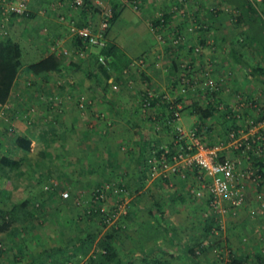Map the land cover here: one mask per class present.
I'll return each instance as SVG.
<instances>
[{"label":"crops","instance_id":"1","mask_svg":"<svg viewBox=\"0 0 264 264\" xmlns=\"http://www.w3.org/2000/svg\"><path fill=\"white\" fill-rule=\"evenodd\" d=\"M58 1L62 4L53 10L45 11L42 8L44 5L39 7L40 9L37 8V20L28 18L24 22L29 30L33 32L34 29L37 33V36L31 39L33 41L29 39L30 31L18 37L32 42V51L36 52L37 57L42 53L54 51L62 56L63 65L59 74H33L23 68L31 80L41 79V82L36 83L29 78H20L21 72L17 73L6 103L0 105V114L4 111L5 116L0 119V150L11 156H22V153L17 152L15 143L4 142L1 131L3 126H11L14 135H27L33 139L39 134L33 135L30 127L26 128V121H22L20 117L24 118L29 115L30 108L39 109L41 105L45 109L58 107L59 104L66 103L65 98L82 92L81 95H75L76 99L82 97L86 102H93V153L96 154L95 159L93 155V164L98 161L94 170H104L102 161L115 159L111 169L114 173L119 170L121 172L116 173L112 179L120 181L127 190L124 200H121L126 211L124 221H121L124 229L114 241L121 258L127 264H193L196 260L188 254L187 248L192 246L196 254V251L202 250L205 245L206 253L202 251V256L197 254L198 264H214L215 260L209 252L213 249L212 246L208 247V233L205 229L206 219L209 217L207 202L190 192V171L187 170L183 176L175 174L168 178L150 177L144 173L143 163L151 148L170 142L171 135L167 126L163 125L164 107L160 102L152 105V111H147L141 109V100L147 91L156 96L174 94V69L180 70L182 61H185L195 80L201 78L203 70L206 69L211 85H205L203 96L196 97L191 88L187 93L188 100L182 98L180 102L187 105L190 98L196 99L203 107L213 105L212 113L205 118H199L189 107L182 112L192 121L187 129L197 126L199 121L202 122L201 129L198 126L197 128L198 132L202 131L206 143L219 139L235 122L229 109L238 103L239 98L241 101L254 99L256 102L264 99V29L261 21H238L236 17L239 9L236 6L233 8L228 1L183 0L185 4L182 9L185 8L199 16L214 35L211 36L210 42L208 36L197 38L198 34L195 33L190 38L186 37L188 40H185L184 46H172L169 50L158 40V32L168 31L170 35L173 29H183L186 17L176 11L170 17V25L160 30H153L150 18L157 10L167 7L172 0H143L137 8L123 4L121 0H87L90 5L95 3L98 7L115 5L117 12L105 32V38L117 43L130 58L126 69L111 81L106 94L102 98H94L72 79L69 78L70 83H64L59 78L63 74L68 77V62L79 56L74 51L68 24L70 21L77 24L80 12L70 5V0ZM211 4L216 8L214 12L209 9ZM85 15L86 18L92 19L91 28H96V17L86 13ZM197 44H200V50L197 52L193 51V47L191 50L188 48ZM63 50L67 52L63 53ZM172 59L178 63L179 69L172 64ZM45 109L42 108V112H45ZM152 112L159 115H152ZM69 117L74 116L69 114ZM91 118L92 115H88V119ZM70 120L74 123V120ZM47 135L51 138L54 136H51V133ZM75 137L86 136L77 133ZM122 144L126 145L125 152L117 149L118 145L123 147ZM12 148L17 153L14 154ZM255 190L254 186L247 185L248 206L255 204L252 198ZM242 211L243 208L238 215ZM160 223H163L165 228L161 227ZM244 223L242 219L228 226L229 237L226 238H230L229 242L225 238L219 240L221 246L230 243L226 245H230L233 259L239 264L253 261L255 254L251 253L250 246L258 242L255 238L257 233L252 228H247L244 232L251 235V241L254 242L246 241L245 245L244 239L237 236L241 231L237 228L238 224ZM245 225L249 223L246 222ZM200 243L203 245L200 246Z\"/></svg>","mask_w":264,"mask_h":264},{"label":"trees","instance_id":"2","mask_svg":"<svg viewBox=\"0 0 264 264\" xmlns=\"http://www.w3.org/2000/svg\"><path fill=\"white\" fill-rule=\"evenodd\" d=\"M50 0H26V7L24 10L20 12L12 11L10 13H1L0 7V105L6 103L11 86L13 81L18 73V71L22 68L28 70L33 74H51L56 73L59 74L62 63V56L58 55L54 51H49L42 53L39 55L35 60H30L24 62L21 61V47L19 44V26L25 25V21L28 18H37V8L45 9V11H50L48 9V3ZM173 1V2H172ZM171 3L167 5V7H163L162 10H157L152 18L151 27L154 29L160 30L166 25H170V17L172 14L178 11V14L181 12L182 16L186 17L184 19L185 23L183 25V29L176 28L173 29V32L169 35L167 32L158 34L159 39L166 38V45H170V47H182L185 45V39L181 41L177 46L171 43V39L177 35L186 36L187 33H191L188 31L187 22L191 19L203 24L204 26L201 27L203 29L207 28L205 22L201 20V18L193 14L192 12L187 11L185 8L182 9L184 6L183 0H172ZM228 1L233 5V8L236 6L238 8L239 13L237 14V20L240 19L251 21L255 19H259L261 24L263 25L264 29V21L260 18L259 14L257 13L255 7L251 3L250 0H220ZM85 6L81 9H78L80 12V19L76 21L77 26H81L85 23L86 14H91L98 19V5L93 3L90 5L87 0H84ZM143 0H139L136 2V5L132 8H137ZM126 4V3H123ZM109 5V4H107ZM111 7V16L108 19L107 26L101 31V38L102 42L100 44H92L91 46L84 48V53L78 56L75 59H72L68 62L69 70H68V78L72 79L73 82L79 84L85 91H87L92 97L94 98H102L111 83L114 79H116L123 71L126 69L128 64L130 63V58L127 53L113 40L105 38V32L109 27V24L113 20L116 15L115 5H109ZM216 8L212 6L210 8L211 12H214ZM197 11V10H196ZM195 12V11H194ZM97 22V21H96ZM82 23V24H81ZM22 27V26H21ZM97 28V27H96ZM93 26V31L96 29ZM175 28V27H174ZM39 30V29H38ZM29 32V31H28ZM27 32V33H28ZM32 31H30L31 33ZM34 32V29H33ZM28 33L29 39L31 40L37 33ZM195 33V32H194ZM264 34V33H263ZM205 36V35H204ZM72 44H74V48L79 47L81 45V38L73 35ZM184 38V37H183ZM158 39V40H159ZM33 41V40H31ZM165 44V42H163ZM263 51H264V41L262 44ZM73 48V49H74ZM190 50L192 47H188ZM189 50V51H190ZM188 51V52H189ZM172 64L179 69L178 63L175 59H172ZM184 67L187 65L184 63ZM178 71L177 69H174ZM174 74V71H172ZM191 75V72L189 71ZM176 81L172 82V85L175 84L176 91L174 94H166L167 97L172 98L175 101H182V98L187 99V93L190 89H193V85L199 83L203 80L204 75L201 78L196 80L187 81L184 85V91L179 90V85L181 84L179 80L178 74L175 73ZM204 86V85H203ZM167 99V98H166ZM59 101V100H58ZM86 104V100L84 98H77L74 105L76 106L78 102ZM88 102V101H87ZM161 104L164 107L163 99L158 96H152L149 100V106L145 110L153 109V104ZM78 106V105H77ZM191 112L196 113L199 118H205L213 111V105L210 106H202L196 99L192 100L189 98V102L187 105H183L180 107L179 111L182 112L183 109L188 108ZM5 109V108H4ZM163 109V108H162ZM245 111V110H244ZM1 112V111H0ZM165 112V111H164ZM163 112V113H164ZM162 113V112H160ZM4 114V112H3ZM149 115V114H148ZM152 115H159L155 112H152ZM198 128L201 129L202 122L199 121L196 123ZM10 128V129H9ZM169 129V128H168ZM170 130V129H169ZM7 131L8 133H13V129L11 126L4 127L2 133ZM53 135L55 131L53 129L50 131ZM39 139L42 141V144H45L46 138L48 137V133L46 129H42L41 132L38 133ZM171 135V131H170ZM12 142L15 143L21 151H28L33 149V139L27 135H19L16 134L12 137ZM201 139L204 138L201 135ZM206 142V141H205ZM208 142V141H207ZM169 143V142H168ZM46 146V145H44ZM42 149L39 150L38 159L42 158ZM14 157V158H13ZM20 157L11 156L5 152L0 153V234H6L13 232L16 229V225H20V230L23 232H32L36 222L33 217H31L33 210L37 209L40 204L36 202H32L30 205H27L29 202L28 200L22 199L18 202H11L8 201L9 199V192L6 189L10 182L8 181L11 178V174L14 173L17 164L20 161ZM115 159L102 161V165L104 170L96 171L93 168V187L88 191L87 197V205L82 207V213L88 219L93 218L94 227L92 231H87L81 236L74 235L73 237L67 238V246L66 245H55L50 244L44 248H41L40 252L36 251L37 254H33V248L31 246L26 245H17L14 244L15 242H11V246L14 245V249H16V253L13 252V257L8 261L0 259V264H12L15 260H17L18 255L25 254L27 259L29 260L26 264H70L72 261H76L78 259L76 257L77 254L86 255L88 249L90 248L91 244L93 243V254L87 255L86 264H127V262L121 258L117 247L115 245L116 237L121 233L122 226L121 222L118 220H113V222L107 224L105 220V215L107 209L116 208L117 203L120 201L117 197L120 195L122 191L119 189H123V184L120 181L113 180L112 177L114 175L119 174L121 171L114 173L111 167L115 164ZM139 163V162H138ZM146 160L143 163L144 173L147 175L146 169ZM49 169V168H48ZM142 171V170H141ZM47 172H49L47 170ZM97 173V174H96ZM168 178V177H162ZM6 186V187H5ZM52 188V187H51ZM54 193V189L52 188L51 191ZM113 194L115 198L113 199L114 204L113 206H105V199L108 193ZM7 195V196H5ZM7 197V198H6ZM63 198H58L57 204L53 205L54 209H59L62 207H66V205L62 204ZM50 201V199H49ZM62 204V205H61ZM102 208V209H101ZM104 208V209H103ZM100 223L97 226L95 223L96 221ZM28 223V224H25ZM207 225L205 226L206 233L209 231L210 227L214 225V220L212 217H207L206 219ZM25 225V226H24ZM28 225V227L26 226ZM108 225V226H105ZM161 227H164L163 223H160ZM100 226H103L102 229ZM165 228V227H164ZM22 236V234H20ZM12 240V239H11ZM3 245H8L7 241L0 242V252ZM190 246V245H189ZM74 249V250H72ZM188 254H190L194 260L193 264H198L199 256L195 254V249L190 246L187 248ZM256 259H263L264 258V250L259 253H255L254 256ZM145 260V259H144ZM146 262V261H144ZM247 262V261H246ZM15 263V262H14ZM250 264V262H248ZM23 264V263H22Z\"/></svg>","mask_w":264,"mask_h":264},{"label":"rangeland","instance_id":"3","mask_svg":"<svg viewBox=\"0 0 264 264\" xmlns=\"http://www.w3.org/2000/svg\"><path fill=\"white\" fill-rule=\"evenodd\" d=\"M212 6H214V4L209 5L210 8ZM21 26H19V36H24L27 34L26 31H31L29 30V28H27L26 24ZM188 34L189 33H187L186 36H183L185 40H188L187 38L195 35L194 32H191L190 35ZM202 35L208 36L207 38L211 39L210 42H212L211 36H213L214 34H212L209 26H207L206 29H202L198 33L197 38L198 36L201 37ZM166 38L162 40L163 42H165V46H167V49L170 50V45H166ZM163 42H161L162 45H164ZM19 44L21 47V61L23 64L26 61L35 60L37 58L36 52L32 51L31 41L26 38L20 39ZM194 46L191 45V47ZM198 46L200 47V44ZM182 62L184 63L185 61ZM179 71L180 70H178L177 72L175 71V73L178 74ZM18 72H21V74H19L20 78L24 77V79L28 80L29 78V80H31L30 77L26 76L27 74H25V70H23V68ZM59 78L60 80H62L61 82L70 83L68 81L69 78L64 74ZM32 80H34L35 83L41 82V79L39 78ZM19 82L21 81L19 80ZM204 87L205 86H203L200 81L199 83H196L194 85V93L193 91L191 92L196 97H202V91ZM81 93L82 92H77L73 96L70 95V98H65V104L61 103L58 105V107L54 106V108L52 109H45L42 105L39 106V109L30 108L31 110L28 109L29 115L25 116L24 118L20 117L22 118V121H26V128L30 127V132H32L33 135L38 134L42 129H46V132L48 134L51 133L50 131L52 129L55 132L52 138H46L45 144L41 143L42 141L39 139V137L33 138V149L31 150L21 151V149L17 146V152H19L20 154L22 153V156L19 155L21 160L17 164L18 166H16L14 173L11 174L12 176L8 181V183L10 182L9 186L6 188L9 192L8 201L18 202L26 198L29 202L27 205H30L32 202H38L37 204L40 205L37 207V209L33 210L31 215V217H33L34 220L37 221L32 232H23L20 230V225H16V229H14L13 232L0 234V242H2L3 240H8V245L2 244L3 247L0 252V259H6V261H9L13 257V252L16 253L14 245L11 246L13 243L11 244L10 241H14V244L17 245H26L27 247L31 246L33 248V254L36 255V251L40 252L41 248H44L50 244L67 246V238L73 237L74 235L81 236L85 232L93 230V218H86L81 209L82 207L87 205L86 199L88 197V191L93 187V168L96 167V162H98L94 161L95 164H93V155L94 159L96 158L95 152L93 153V102L88 101L85 105L81 103L82 106H80L79 101L77 104L78 106H75V95H81ZM65 105L67 106L65 107ZM181 106H183L182 103ZM42 108L45 109V112H42ZM42 113L44 115H42ZM69 114H73L74 117H69ZM90 114L92 115V118L88 119V115L91 116ZM0 115H2L0 116V119L5 118L3 114ZM70 119L74 120V123ZM19 121H21V119ZM176 124L183 126V129L186 130L187 127L192 124V121L186 113L181 112L180 118L176 121ZM163 125L166 127L165 124ZM3 129L4 126L2 130ZM77 133L85 134L86 137L76 138L75 136L77 135ZM198 134L201 136L202 131L200 132L199 130ZM2 136L4 137V142H12L10 138L13 137V133H8L7 131H5L2 133ZM122 146L123 147L118 145L117 149L125 152L126 145L122 144ZM41 149L42 151L44 150V155L41 159H38L39 150ZM3 151L4 150H0V153ZM12 151L14 154L17 153L13 150V148ZM28 160L31 161L29 162ZM47 170L49 172H47ZM51 187L54 189V193L50 192L52 189ZM119 190L122 192L117 197L118 199H120L117 205L119 210L121 209V211L116 220L121 222L124 218V213L126 212L121 204V200H124V196L127 194V190H125V188H120ZM64 191H66V195H62V192ZM58 198H63V200L60 201H62L63 206L65 204L66 207L59 208L58 210L54 209L53 205L57 204ZM117 198H115V196H113L111 192L108 193L104 201L105 206L112 207L115 201L113 199ZM253 205L254 204H252L251 206ZM242 219L245 223L243 225L238 224L237 228H239V230L241 231L237 233V236L239 235L240 239H244L245 245H247L246 241L247 243L254 242L251 241L253 237L244 232L247 230V228H252L253 231L257 233L255 238H257L258 242L256 245L254 244L250 246L251 253H262V249L264 248V214L262 216L258 214L251 215L247 212L246 207L245 209L243 208V211L240 215L226 218L224 221V229L220 233H217L214 236H210L207 232V241L209 244L208 247L212 246L211 248H214L209 252L214 258L215 262H217V264H239L235 262V259H233L234 254L231 253L232 249L230 248V245H226L230 243H224V245L221 246L219 240L222 241V239L225 238L228 241L230 239L226 238L228 236V226L232 225L233 222L235 223L236 221H241ZM246 222H248L249 225H245ZM25 224L28 223L25 222ZM95 224L97 226L100 225L98 221H96ZM26 226L28 227V225ZM100 227L104 229L103 226ZM20 234H22V236ZM199 245L197 248H199ZM202 245L203 244H201L200 246ZM204 249H206L205 245L203 246V249L199 250V252H197L196 254H199V256L204 255L202 253V251L206 253ZM90 253L93 254V243L88 249L86 255L77 254L76 257L78 259H76V261H72L70 264H86V257ZM25 254H21L20 256L18 255V259L14 261L15 263L12 262V264L28 263L29 260L27 259V256L25 257ZM221 255H225L224 257L226 259H220ZM215 262L214 264H216Z\"/></svg>","mask_w":264,"mask_h":264},{"label":"built area","instance_id":"4","mask_svg":"<svg viewBox=\"0 0 264 264\" xmlns=\"http://www.w3.org/2000/svg\"><path fill=\"white\" fill-rule=\"evenodd\" d=\"M121 1L134 7L139 0ZM250 1L264 21V0ZM47 5L48 9L53 10L61 5V1L52 0ZM70 5L81 9L85 6V2L84 0H70ZM0 7L1 13L4 14L12 11L20 12L26 7V0H0ZM98 9L97 28L94 31L91 28V18H86L81 26L71 21L68 24L69 34L81 38V45L74 49L79 56L84 53V48L102 42L101 31L108 24L111 7L100 5ZM186 25L188 31L197 34L204 26L197 23L194 18ZM182 40H184L183 36L177 35L171 39V43L177 46ZM159 41L163 42L162 39ZM198 45L193 47L194 51H199ZM66 52L67 50H63V53ZM180 66L182 67L178 73L181 81L179 90L182 92L185 89V83L195 79L189 74L188 68L184 67V63ZM203 75L207 76L201 81L202 85H211L206 69L203 70ZM152 96L156 94L151 91L143 94L141 109H147ZM158 97L165 102L163 124L170 129L171 140L169 143L151 148L145 165L147 175L150 177H168L175 174L183 176L189 170L192 184L189 190L194 196L206 200L210 217L215 223L208 231L210 236L220 233L224 229L225 219L238 215L244 207H247L249 214L262 216L264 214V99L256 102L254 99L241 101L239 98L238 103L229 109L231 116L235 119L234 124L228 127L219 139L206 143L198 134L197 126L185 130L176 124L181 114L180 101H175L166 94L158 95ZM79 105L82 106L81 102ZM248 184L256 188L252 196L255 201L253 206L247 204ZM66 194V191L62 192V195ZM120 211L118 205L116 208L107 209L106 223L113 222ZM225 255H221L220 259H224ZM252 259L251 264H264V258L253 257ZM241 264H248V262Z\"/></svg>","mask_w":264,"mask_h":264}]
</instances>
